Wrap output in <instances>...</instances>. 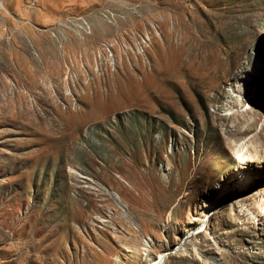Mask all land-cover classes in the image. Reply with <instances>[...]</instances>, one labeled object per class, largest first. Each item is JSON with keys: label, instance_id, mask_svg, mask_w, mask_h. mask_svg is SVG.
Segmentation results:
<instances>
[{"label": "rangeland", "instance_id": "374dc122", "mask_svg": "<svg viewBox=\"0 0 264 264\" xmlns=\"http://www.w3.org/2000/svg\"><path fill=\"white\" fill-rule=\"evenodd\" d=\"M263 192L264 0H0V264H264Z\"/></svg>", "mask_w": 264, "mask_h": 264}, {"label": "bare ground", "instance_id": "6f19581e", "mask_svg": "<svg viewBox=\"0 0 264 264\" xmlns=\"http://www.w3.org/2000/svg\"><path fill=\"white\" fill-rule=\"evenodd\" d=\"M232 117H234V115H232ZM254 122L255 121H253L249 126H247L246 127V129H242V128H240L238 125H236L235 127H234V130L231 132L232 134H239L240 132H246L248 129L250 130V129H252L254 126ZM220 151V150H219ZM222 152H224V151H222ZM243 168H245V166H239L238 167V179H239V181H238V183H239V185H241V186H243V187H247V185H248V183H249V177H248V174H246L245 172H243ZM216 190H218V192H220V191H224V190H226V188H224V187H222V188H216ZM263 194H264V192H263ZM256 199V198H255ZM262 202H264V201H262ZM241 211H243V210H241ZM163 257V256H162ZM147 264H153V262H151V261H149Z\"/></svg>", "mask_w": 264, "mask_h": 264}]
</instances>
